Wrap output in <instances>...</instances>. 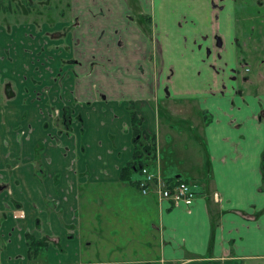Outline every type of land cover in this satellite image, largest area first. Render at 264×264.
<instances>
[{"label": "crops", "instance_id": "0c3cea01", "mask_svg": "<svg viewBox=\"0 0 264 264\" xmlns=\"http://www.w3.org/2000/svg\"><path fill=\"white\" fill-rule=\"evenodd\" d=\"M67 4L75 25L64 43L72 53L63 57L86 66V73L75 67L76 75L64 80L72 81L63 95L73 110L70 132L40 122L33 128L40 137L24 138L30 130L24 128L17 137L14 127L11 131L17 103L0 106V151L13 154L0 158V179L8 188L0 182V213L5 214L0 264L28 263L26 233L56 238L61 245L57 249L49 244L46 262L38 264H80L84 229L104 241V253L139 258L107 264L264 260V92L223 93L214 76L200 72L191 39L179 29V0ZM32 27L14 26L9 32L0 25V82L13 80L16 67L25 69L23 50L29 41L33 53L27 66L33 72L38 68L39 75L40 34ZM60 47L51 54L58 65ZM53 91L56 95L60 89ZM37 101L32 105L38 109ZM130 101L141 117L140 129L156 136L162 169L180 167L192 180L174 176L197 185L189 206L157 202L152 194L143 195L135 184L120 180V169L133 156ZM160 118L169 141L161 138ZM175 122L197 131L194 143L188 145L189 134H180ZM24 158L23 166L6 173V165ZM32 158H39L40 169L27 164ZM135 174L134 182L139 178Z\"/></svg>", "mask_w": 264, "mask_h": 264}, {"label": "rangeland", "instance_id": "374dc122", "mask_svg": "<svg viewBox=\"0 0 264 264\" xmlns=\"http://www.w3.org/2000/svg\"><path fill=\"white\" fill-rule=\"evenodd\" d=\"M44 1V7H42L38 11L32 10L34 13H36V17L34 15L28 14L30 12H25V15L23 14H17L16 10L11 9L9 12L3 13V11L0 10V24L4 28H8V31H12L13 27L15 25H24L26 27H32L36 26L37 31H39V38H40V54L42 57L41 65L39 68V75H38V68L34 72L32 71L31 66H27L29 64V59L30 56L28 54L33 53V42L29 41L28 44L25 45V50H23L26 53V56L24 57V63H26L25 69L22 67H16L14 69V79L9 80V81H2L0 82V106L6 105L7 102L11 105L12 103L18 105V108H13V117L15 119V125L12 126L11 131H13L14 127V133L13 135H16L17 137H22L20 136V132L23 131V128L26 129L27 136H23L24 138H38L40 137V133L38 130H36L33 133V128L37 123H45L49 124V122L55 123L60 120L61 117L63 116V108L64 107H69L65 105L67 103L65 97L63 96L66 90V85L72 84V81L70 83L66 82L65 84V78L72 75H76L74 72L75 67L79 70L84 71L86 73L85 69L86 66L83 67L81 64H76L74 63V60L72 56L69 59L68 62H65L64 60L61 61V64L58 65L57 61L53 60V57L51 56L53 49L56 48L57 45H60L61 47L57 49L58 55L57 58L63 59V54L68 55L72 53V50L70 49L69 45H65L63 41L65 40L66 37V31H61L59 32H54L50 33V31H54L55 27L59 28V26L63 25L64 21L63 19H60V11H61V1L60 0H43ZM56 4L55 10L52 9L53 4ZM6 4V2H4ZM23 6V5H22ZM51 7L50 10H47V7ZM9 8H12V6H9ZM30 8V5L25 6V11ZM63 12V11H62ZM61 12V13H62ZM49 15V16H48ZM59 17H56L58 16ZM48 27H51L50 29ZM38 28H41L39 30ZM69 34V33H67ZM56 35V36H55ZM37 36V35H36ZM60 39H63L62 43L59 44L57 41ZM36 41V40H35ZM57 42V43H56ZM74 50V49H73ZM22 51V54L24 55ZM255 53V49H253ZM16 53L17 50H14ZM80 52H76V54H79ZM262 59H264V55L261 56ZM54 64L56 65V68L54 67ZM58 65V66H57ZM24 67V66H23ZM246 69H250V73L254 75L256 73L258 76H264V71L260 70V67L258 66L257 61L253 60L250 65H247L245 67ZM19 70V76L16 75L17 70ZM260 70V71H259ZM29 73L32 74L33 76L30 77L29 79ZM147 76L149 77V72L148 70L146 71ZM260 79V78H258ZM6 85L9 86V92L12 93V97H8L5 94V87ZM96 85V84H94ZM54 87H58L60 89V92L56 95L54 94ZM38 100L37 103L39 102L40 105L37 106V108L33 107V101ZM23 104V106H22ZM36 104V102H35ZM43 106V109H42ZM15 107V106H14ZM41 108V109H40ZM70 108V107H69ZM72 111L71 115H73V110L70 108ZM2 118H4V115L2 113L0 114ZM31 118V121L28 120ZM207 117H209V114H207ZM201 120L203 119L202 115H200ZM205 121V118L203 119ZM174 126L177 127V130L180 134H189L187 135V142L188 145L191 143H194V135H197V131L195 129H190L188 131L187 129L180 128L179 122L173 123ZM160 134L162 140L169 141L170 140V133L168 134L166 132V123L164 120L160 118ZM183 139L186 138V136L182 137ZM44 138L42 139V141ZM21 146V145H20ZM19 147V145L17 146ZM44 145H40L39 148H43ZM11 151V150H10ZM166 153V149H164ZM167 152H169L167 150ZM41 156V153H39ZM13 154L10 155L9 150H6L1 152L0 151V158L5 157L6 158H11ZM38 157V155H37ZM25 158L22 160V162H12L8 166L6 165L4 170L6 173L10 174V170H13L16 168L18 164L20 166H23ZM24 161V162H23ZM39 158L35 161L34 158L32 160L28 161L27 164H31L33 169H40L38 165ZM158 162L161 167L160 160L158 159ZM166 162V160H165ZM16 166V167H15ZM169 167V165H168ZM161 170L164 174L166 175H176V174H181L182 178H187L188 180H192L191 177H187L185 174H188V172H184L182 168L177 167L176 169L168 168V169H162ZM13 172V171H12ZM139 174H135L137 176ZM1 182V179H0ZM2 183V182H1ZM2 185L6 189V185L2 183ZM194 188H198L197 185H195ZM8 189V188H7ZM6 189V190H7ZM7 193V192H6ZM15 204V203H14ZM15 206L18 207L17 204L14 205V210H18ZM82 238L86 242L82 245V247L79 249L82 258L81 262L84 264H107L104 263L105 261H118V260H133V259H139V258H134L131 256H127L122 254V252H110V253H104V241H100L98 239L97 234L90 233L88 230L84 229L82 233ZM88 243L90 246H87ZM53 245L57 246L58 243H55L53 241H48L47 247L42 249L43 251L40 252V256L37 259V264L38 262H46L45 258H47V252L46 249L48 248V245ZM115 244V243H112ZM20 261V260H19ZM28 262L27 264H31L29 260L26 261ZM17 264H24L23 262H18ZM36 264V263H35ZM111 264V263H110ZM113 264V263H112ZM245 264H264V260H250L248 262H245Z\"/></svg>", "mask_w": 264, "mask_h": 264}, {"label": "flooded vegetation", "instance_id": "af4514ba", "mask_svg": "<svg viewBox=\"0 0 264 264\" xmlns=\"http://www.w3.org/2000/svg\"><path fill=\"white\" fill-rule=\"evenodd\" d=\"M60 1V19H63L64 24L59 28L55 27L50 33L61 31L68 33L72 25H75L74 19L67 16L69 14L67 0ZM179 4L181 11L179 29L191 39L193 59L200 72L215 77L218 91L264 92V76H258L257 71L252 75L250 69L245 68L255 60L260 70L264 71V59L261 58L264 55V0H179ZM26 5H30V8L25 11ZM42 7L43 0H0V10L3 13L14 9L18 15L30 12L28 14L32 13L36 17L32 10L38 11ZM50 8L47 7V10ZM55 8L54 2L52 9ZM34 27L37 29L35 25ZM192 29H195L194 33L188 36ZM65 41L66 37L63 43ZM65 59L68 58L63 57L62 60ZM5 94L6 96L12 94L8 85L5 87ZM129 105L133 106V103L130 101L128 107ZM73 118L71 115L70 123ZM54 247L61 249L59 242L58 246Z\"/></svg>", "mask_w": 264, "mask_h": 264}, {"label": "trees", "instance_id": "16d2710c", "mask_svg": "<svg viewBox=\"0 0 264 264\" xmlns=\"http://www.w3.org/2000/svg\"><path fill=\"white\" fill-rule=\"evenodd\" d=\"M129 114H130V125L132 130L133 137V156L131 161H129L126 165H124L120 169L119 178L122 181H126L131 184L136 185V181L134 182L132 176L140 171V169L144 165H149L153 162L156 153V136L154 134H148L140 129L141 125V117L137 114L136 110L132 105H129ZM63 116L61 119L56 122V126L58 130L64 131L65 133H69L71 130L70 120L71 113L69 107L63 108ZM178 178L176 176L169 177V181H176ZM186 181V180H185ZM262 185L264 186V168L262 170ZM1 187V186H0ZM5 219V214L0 213V223ZM26 245L28 250V260L33 262L36 261L38 255L40 254L42 249L47 247L48 241H53L58 243L56 238L50 237H42L37 238L30 233H26L25 235ZM58 246V245H57ZM2 244L0 242V250Z\"/></svg>", "mask_w": 264, "mask_h": 264}, {"label": "built area", "instance_id": "2783aa9c", "mask_svg": "<svg viewBox=\"0 0 264 264\" xmlns=\"http://www.w3.org/2000/svg\"><path fill=\"white\" fill-rule=\"evenodd\" d=\"M136 186L143 195L152 194L157 202L169 201L172 206L180 204L189 206L196 197L195 184L185 179L169 181L164 176L158 162L157 153L153 162L144 165L139 171ZM213 199L218 200V194H213Z\"/></svg>", "mask_w": 264, "mask_h": 264}, {"label": "water", "instance_id": "95a60500", "mask_svg": "<svg viewBox=\"0 0 264 264\" xmlns=\"http://www.w3.org/2000/svg\"><path fill=\"white\" fill-rule=\"evenodd\" d=\"M12 96V94H9L8 97Z\"/></svg>", "mask_w": 264, "mask_h": 264}]
</instances>
